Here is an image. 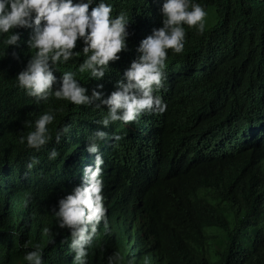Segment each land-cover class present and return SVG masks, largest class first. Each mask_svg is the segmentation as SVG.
I'll return each instance as SVG.
<instances>
[{
	"label": "clouds",
	"instance_id": "9594fccd",
	"mask_svg": "<svg viewBox=\"0 0 264 264\" xmlns=\"http://www.w3.org/2000/svg\"><path fill=\"white\" fill-rule=\"evenodd\" d=\"M249 6L251 15L264 19V0H251ZM219 21L209 0H139L126 7L114 0H0L6 58L18 62L10 85L34 102L48 97L74 105L98 101L94 106L107 112L102 129L89 137L88 153L83 151L86 138L80 140V184L56 201L53 212L58 226L70 234L75 264H85V245L99 226L112 229L124 214L129 199L116 201L113 188L129 197L136 167L126 156L134 158L157 143V121L163 117L193 123L218 160L264 150V80L253 75L254 68L264 66L252 63L251 50L261 60L264 52L249 43L248 33L216 32ZM63 63L68 71L61 69ZM78 79L109 88H92L89 96ZM54 119L52 111L41 112L20 142L39 151L51 137L48 126ZM119 139L128 143L118 144ZM48 155L55 159L57 149ZM112 256L122 259L112 253L108 264ZM23 260L42 264V246L33 245Z\"/></svg>",
	"mask_w": 264,
	"mask_h": 264
},
{
	"label": "trees",
	"instance_id": "16d2710c",
	"mask_svg": "<svg viewBox=\"0 0 264 264\" xmlns=\"http://www.w3.org/2000/svg\"><path fill=\"white\" fill-rule=\"evenodd\" d=\"M114 1L126 7L139 0ZM209 1L220 16L216 32L248 33L249 43L264 52V19L250 14L251 0ZM3 39L0 36V264H27L23 255L37 243L42 246V264H75L70 234L58 226L53 212L56 201L80 184V140L86 138L83 151L88 153L89 137L102 129L100 121L107 112L104 106H94L98 101L74 105L48 97L34 102L22 88L11 86L18 62L6 58ZM257 54L251 50L252 63L263 67ZM61 69L68 71L64 63ZM253 75L264 80V69L254 68ZM55 77L52 85L57 89L62 74ZM77 81L89 96L92 88H109L93 86L88 79ZM48 110L55 116L48 126L51 137L39 151L30 149L19 137ZM65 126L67 132L62 131ZM122 142L128 143L118 140ZM52 148L58 151L55 159L48 155ZM217 156L207 140L201 143L193 123L169 117L157 121V143L134 158L126 156L136 167L129 178V197L113 188L116 201L129 199L124 214L114 220L113 230L99 226L85 245V264H108L116 252L122 259L112 256V264H144L145 258L148 264H264V150L254 148L248 156L229 160ZM33 159L37 162L29 168ZM201 189L212 190L228 207L211 205L199 195ZM226 212L232 214V225ZM210 227L224 237L207 235Z\"/></svg>",
	"mask_w": 264,
	"mask_h": 264
},
{
	"label": "rangeland",
	"instance_id": "374dc122",
	"mask_svg": "<svg viewBox=\"0 0 264 264\" xmlns=\"http://www.w3.org/2000/svg\"><path fill=\"white\" fill-rule=\"evenodd\" d=\"M198 193H199V195H201L205 199L207 198L208 199L207 201L213 206L223 205L225 207H228V205L226 203H224L219 198H217L215 195H213V192L210 189H201L198 191ZM225 216L227 217L229 224L232 225L233 224L232 214L230 212H226ZM254 233H255V230L252 231V234H254ZM206 234L210 235V236L221 237V238L224 237V233L221 230L216 229V227L207 228Z\"/></svg>",
	"mask_w": 264,
	"mask_h": 264
},
{
	"label": "bare ground",
	"instance_id": "6f19581e",
	"mask_svg": "<svg viewBox=\"0 0 264 264\" xmlns=\"http://www.w3.org/2000/svg\"><path fill=\"white\" fill-rule=\"evenodd\" d=\"M8 72H9V71H8ZM8 72H7V73H8ZM7 73H6V74H7ZM8 74H9V73H8ZM5 76H6V75H5ZM13 79H14V77H13ZM143 114H144V113H142V116H144V115H145V114H144V115H143ZM149 130H150V125H149ZM150 135H151V134H150Z\"/></svg>",
	"mask_w": 264,
	"mask_h": 264
},
{
	"label": "water",
	"instance_id": "95a60500",
	"mask_svg": "<svg viewBox=\"0 0 264 264\" xmlns=\"http://www.w3.org/2000/svg\"><path fill=\"white\" fill-rule=\"evenodd\" d=\"M100 143H101V144H104V140H103V139H101V140H100ZM105 197H107V196H105Z\"/></svg>",
	"mask_w": 264,
	"mask_h": 264
}]
</instances>
